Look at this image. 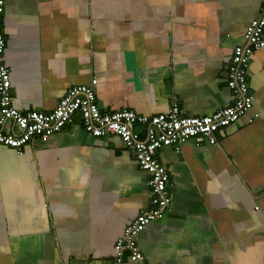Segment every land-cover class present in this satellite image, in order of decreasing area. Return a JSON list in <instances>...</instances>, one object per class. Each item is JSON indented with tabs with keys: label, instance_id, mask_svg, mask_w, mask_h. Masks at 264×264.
Wrapping results in <instances>:
<instances>
[{
	"label": "crops",
	"instance_id": "1",
	"mask_svg": "<svg viewBox=\"0 0 264 264\" xmlns=\"http://www.w3.org/2000/svg\"><path fill=\"white\" fill-rule=\"evenodd\" d=\"M261 6L6 0L13 105L49 112L71 86L95 83L104 112L166 113L176 95L186 114L212 115L233 103L228 65ZM247 78L253 107L215 144L188 138L156 153L172 203L137 237L149 264H264V50ZM3 131L22 133L12 121ZM150 176L119 136L95 137L78 115L22 154L0 144V264H113L116 241L151 204Z\"/></svg>",
	"mask_w": 264,
	"mask_h": 264
},
{
	"label": "built area",
	"instance_id": "2",
	"mask_svg": "<svg viewBox=\"0 0 264 264\" xmlns=\"http://www.w3.org/2000/svg\"><path fill=\"white\" fill-rule=\"evenodd\" d=\"M6 0H0V144L14 148L19 154L34 138L48 139L65 128L78 115L85 131L95 137L117 135L136 159L141 169L150 173L151 204L140 211L128 224L115 243L113 264L129 258L134 264H149L139 246V233L153 220L167 213L172 203L170 174L156 153L165 146H176L188 138H206L217 142V132L237 122L254 104L247 72L255 51L264 50V0L259 16L251 21L245 32L246 44L237 46L228 65V87L233 92V103L212 115H188L174 95L170 110L156 115H138L124 109L104 112L98 105L95 86L73 85L49 112L21 110L13 105L10 69L5 63L6 38L2 17ZM95 82V80H94ZM12 121L22 129L21 134L6 133L3 127ZM144 124L143 135L134 126ZM257 209L259 207H256Z\"/></svg>",
	"mask_w": 264,
	"mask_h": 264
}]
</instances>
